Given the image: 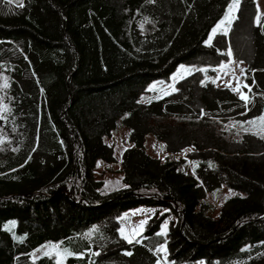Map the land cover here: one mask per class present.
<instances>
[{"label": "trees", "instance_id": "16d2710c", "mask_svg": "<svg viewBox=\"0 0 264 264\" xmlns=\"http://www.w3.org/2000/svg\"><path fill=\"white\" fill-rule=\"evenodd\" d=\"M22 3L0 0V264H57L53 255L31 258L47 243L74 254L67 264H157L162 244L167 264H264V139L221 127L264 113V16L253 21L255 0H242L231 33L249 55L247 105L215 71L141 101L182 63L221 62L227 35L207 39L231 0ZM119 121L133 144L121 157L126 186L106 192L95 172L99 161H117L105 138ZM148 135L170 154L193 150L162 160L147 150ZM223 185L234 193L213 217L208 196ZM140 205L156 211L141 243L129 244L121 214Z\"/></svg>", "mask_w": 264, "mask_h": 264}, {"label": "rangeland", "instance_id": "374dc122", "mask_svg": "<svg viewBox=\"0 0 264 264\" xmlns=\"http://www.w3.org/2000/svg\"><path fill=\"white\" fill-rule=\"evenodd\" d=\"M255 5H256V12L253 17V21L257 23L256 18L259 17L261 20L264 16V0H255ZM241 9H242V0H240L239 10L235 13L236 18L233 20L230 26L225 25V27L228 29L227 31L228 46L226 48V56L221 60L220 63H218L215 66H210V67L206 66V67H200V68H196L195 64L182 63L170 75L169 78L157 79V80L152 81L148 86V92L144 93L141 96V101L147 102L153 98H159L165 95L164 94L165 92L174 93L171 91L170 85H174L175 88L178 90V85L183 80H186L188 77H190L191 75H193L192 76L193 80L197 81L198 84H202L206 80L210 78L212 79V76L210 75L211 73H209V71H215V74L213 76H214L216 83L219 86L229 87L228 85H231L230 87L231 89L235 87H239L241 90V93L247 95L246 88H245L246 84L243 81V75L245 73L247 65L249 64V55L244 54V53L242 54L238 53L237 47H235L234 41L231 37V33L234 31L233 25L235 23V20L240 18ZM243 23L244 24L242 27L247 26V21L246 22L244 21ZM221 31L222 30L218 29L217 33ZM210 36L212 37V40H213L216 35L212 36V31H211L207 39V42L209 41ZM236 39L238 40V38ZM229 53L231 54L229 55ZM181 65H183L186 68H192L193 72L191 75L185 74L183 79L174 81L172 78L180 71ZM224 65H227V67H224ZM196 69H202L203 71H196ZM153 85H156V89L150 91L149 89H151ZM241 93H237V95L240 96ZM1 104L2 103L0 102V110L2 106ZM257 117L259 116L241 118V119H231L227 122L221 123L222 124L221 127L227 130L233 138L239 139L245 133V131L243 130L244 128L252 127L251 125L247 123V121L254 120ZM233 125L235 126L233 127ZM105 140L106 142H108L114 147L115 157L117 161L112 162V163L99 161L96 167L95 176L96 178L102 179L104 181V187H103L104 191L110 192L112 190L126 186L125 180H124V172L122 171L121 157H122L124 150L128 148L129 146H132L133 144L129 140V129L126 126H124L120 121L118 123L117 129L113 131L110 137H106ZM146 147H147V150L152 155L157 156L161 158L162 160L165 159L168 155H172L176 158L187 157V154L192 151V150L185 151L186 149H192V147H187L186 149H184L182 153L170 154L167 151L165 144L158 141L153 135L147 136ZM233 193L234 192H232L227 185H223V187L217 192L215 196L209 195L208 201L213 205V207L209 210V214L213 217H218L220 215L221 208H222L221 206L225 198L232 195ZM155 211L156 209L153 207L140 205V206L133 207L123 212L121 214L120 229H124L125 233L128 235H132L133 230H139L140 223L144 220H147L148 222L149 218L155 213ZM12 223L14 224V227H15V223L14 222ZM165 223L168 224V221H165L162 224L161 232L163 231V225ZM13 224L12 225L7 224V226L9 227L11 226L12 228ZM145 227L146 225L144 226V229L142 230V232H140V234L136 237V239H138L143 234ZM50 245H58V244L47 243V244H43L39 246L32 252L31 258L33 260H36L40 258L41 256L45 255V252H48L49 255L56 256L55 255L56 251L63 252L64 250L63 248H60V247L58 249H52L50 247H46ZM67 256L61 255V256H56V258L57 260H61L62 264H67L66 262ZM160 258H161L160 260L161 264H164L165 260H164L163 253H160Z\"/></svg>", "mask_w": 264, "mask_h": 264}, {"label": "snow or ice", "instance_id": "6c2138e0", "mask_svg": "<svg viewBox=\"0 0 264 264\" xmlns=\"http://www.w3.org/2000/svg\"><path fill=\"white\" fill-rule=\"evenodd\" d=\"M8 2L12 3L13 0H8ZM16 2L18 3L19 6H21V7L23 6L22 0H16ZM152 2H154V0H152ZM239 4H240V0H231V3H230V5L227 8V14L216 25V27L212 30V36H215L217 34V30L218 29L222 30V34L227 35L228 29L225 27V25H229L230 26L231 23L233 22V20L236 18L235 13L239 10ZM256 20H257V23L259 24L260 23V18L257 17ZM145 22H148L147 18H145ZM141 27H143V24H141ZM211 42H212V37L210 36L209 41H208L209 45H211ZM230 54L231 53H229V55ZM224 67H227V65H224ZM196 71H203V70L202 69H196ZM192 72H193L192 68H186L183 65H181L180 66V71L175 76H173L172 79L174 81L179 80V79H183L185 74L191 75ZM228 86L231 87V85H228ZM2 87L3 88L9 87L7 78H4V83H3ZM170 87H171V91L172 92L177 91V89L175 88L174 85H170ZM245 87H247V86H245ZM155 89H156V85H153L151 87V89H149V90L151 91V90H155ZM232 91L237 92V93H241V90H240L239 87L232 88ZM164 94L168 95L170 93L169 92H165ZM0 99H2V97H0ZM240 99L245 101L246 105H247V103L251 102L250 101V97L245 95V94H243V93L240 94ZM3 111L4 112H8V111H10V109L7 107V105H5L4 108H3ZM3 118H4L3 116H0V119H3ZM247 123L249 125H251L252 127L244 128L243 130L245 132H251L253 135H259L262 139H264V114H262L261 116L257 117L254 120L247 121ZM234 126L235 125H233V127ZM191 150H193V149H186L185 151H191ZM146 224H147V220L142 221L140 223V225H139V230H133V234L132 235L126 234L124 229H120V233H121L122 237L129 244H132L134 242L135 243H141V240L140 239H136V237L140 234V232H142V230L144 229V226ZM13 227H14V225H13ZM167 229H168V224L165 223L163 225V231L161 233H158V235H166L167 234ZM96 231H98V229L93 228L92 231L89 232L87 235L91 236L92 232H96ZM46 247H50L52 249H58L59 245H50V246H46ZM155 251L157 253H163L164 254L165 264H167V247H166V245L162 244ZM45 255H49V253L45 252ZM55 255L56 256H61V255L67 256V255H74V254L69 252L67 249H64L63 252L56 251ZM93 255H99V253H93ZM126 255L130 256V255H132V253L131 252H127ZM57 264H62V261L61 260H57ZM157 264H161V262L158 260ZM173 264H174V262H173Z\"/></svg>", "mask_w": 264, "mask_h": 264}]
</instances>
